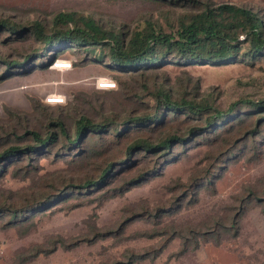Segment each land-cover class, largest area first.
<instances>
[{"label": "trees", "instance_id": "16d2710c", "mask_svg": "<svg viewBox=\"0 0 264 264\" xmlns=\"http://www.w3.org/2000/svg\"><path fill=\"white\" fill-rule=\"evenodd\" d=\"M154 1L184 9L176 13L166 10L163 23L149 18L133 28L122 22L103 23L79 10L58 11L49 20L0 18L2 43L26 42L10 52L0 50V80L44 66L42 62L53 51L49 65L68 49L83 54L75 65L105 63L119 73L115 91L75 93L73 100L55 107L32 98L31 112L4 108L0 117V228L13 227L24 236L45 213L87 202L100 205L161 176L165 165L188 149L205 146L203 169L180 184L181 200L176 196L167 207L131 213L127 218L156 223L160 212H164L162 216L172 214L179 205L194 202L201 189L213 188L230 162L247 155L249 159L258 157L264 144V97H240L223 107L216 87L201 90L198 80L190 77L178 79L174 87L159 70L167 64L255 65L264 60V13L233 2ZM140 105L141 110L136 108ZM43 159L60 162L62 167L44 171ZM6 177L24 184L18 190L6 189ZM242 201L245 204L233 212L229 226L233 234L248 205L255 202L264 208V198L255 189ZM225 227L219 221L206 230L188 227L192 235L185 238L181 251L189 243H220ZM171 231L156 248L133 254L127 264L156 257L177 235ZM91 233V238L82 239L90 242L110 232L93 229ZM57 242L65 248L77 243L55 238L47 245L22 247L9 264H24L41 253L50 254Z\"/></svg>", "mask_w": 264, "mask_h": 264}, {"label": "rangeland", "instance_id": "374dc122", "mask_svg": "<svg viewBox=\"0 0 264 264\" xmlns=\"http://www.w3.org/2000/svg\"><path fill=\"white\" fill-rule=\"evenodd\" d=\"M215 2H233L239 5L260 9L264 13V0H213ZM188 8V7H185ZM182 6H171L154 0H0V18L8 17L15 22H26L33 19L49 20L55 13L63 10H79L93 14L103 23H126L131 28L142 26L145 19L164 22L166 10L179 12ZM0 50L10 52L26 43L13 41L1 42ZM53 51L42 64L25 73H16L0 80V117L4 108L21 112H31L32 98L44 102L49 93L63 94L65 103L74 99L75 93L84 95L102 94L104 91L117 90L119 84L109 65L99 62H88L75 65L83 54L65 50L58 58L72 62V68L66 71L52 69L50 61ZM16 54L14 53V56ZM46 64V65H45ZM165 72L168 83L174 87L177 80L186 77L198 80L201 90L216 87L220 91L219 102L226 107L240 97L259 99L264 97V60L255 65L242 63L210 65L177 66L167 64L159 72ZM96 78H108L116 83L113 89L99 90L95 88ZM160 78V77H159ZM137 86L135 81H131ZM61 104V105H64ZM136 108L143 109V105ZM206 147L200 145L190 148L176 161L167 163L161 176L150 182L134 187L121 196L103 201L83 203L77 207L64 208L53 214L45 213L37 220L36 227L24 236L18 235L13 227L0 228V264L12 262L15 252L32 244L47 243L55 238L65 242L76 241L70 248L56 243L50 254H39L24 264H127L133 254H143L157 247L174 229V235L166 247L156 257L133 259L130 264H264V208L263 204L248 205L239 217L236 234L229 228L233 212L245 202L250 189L257 191L258 197L264 198V144L254 159L249 155L230 162L221 170L215 179L213 188L205 187L190 204L183 203L174 209V213L163 215L160 212L158 222L151 219H130L132 214H140L143 210L154 212L157 207H167L178 196L182 199L180 184L189 182L190 178L203 169ZM44 171H52L62 167L60 162L51 163L49 159L40 162ZM42 170V171H43ZM130 174H126L127 178ZM24 183L6 177L3 187L18 190ZM180 200L177 202L179 203ZM234 208V209H233ZM241 210V209H240ZM122 229H118L121 221ZM219 221L227 231L221 232L220 243L200 242L196 246L189 243L185 251H181L185 238L191 236L187 228L206 230L210 224ZM95 227V228H94ZM108 231L103 238L92 241V230ZM117 233L111 231L117 230ZM152 237L135 236L142 232L152 233Z\"/></svg>", "mask_w": 264, "mask_h": 264}, {"label": "built area", "instance_id": "2783aa9c", "mask_svg": "<svg viewBox=\"0 0 264 264\" xmlns=\"http://www.w3.org/2000/svg\"><path fill=\"white\" fill-rule=\"evenodd\" d=\"M49 66L55 70L66 71L72 68V62L56 58L51 61ZM94 83L95 88L99 90L113 89L116 87V83L108 78H96ZM44 102L50 105L64 104L65 96L63 94L49 93L45 96Z\"/></svg>", "mask_w": 264, "mask_h": 264}]
</instances>
